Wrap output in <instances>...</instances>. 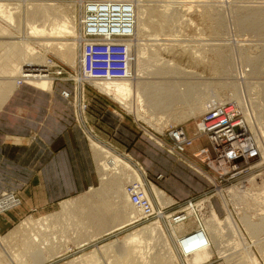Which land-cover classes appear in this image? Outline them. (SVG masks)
I'll return each mask as SVG.
<instances>
[{
  "label": "rangeland",
  "instance_id": "374dc122",
  "mask_svg": "<svg viewBox=\"0 0 264 264\" xmlns=\"http://www.w3.org/2000/svg\"><path fill=\"white\" fill-rule=\"evenodd\" d=\"M77 1L79 2L80 0H76L75 2ZM112 1L117 2L118 4L121 5L130 4L134 7V12L137 11L136 6L143 5L142 7L145 6L147 10L152 9L151 10L152 11L151 15L153 16V17L151 16L152 21L148 23L149 33L146 34L143 38H141L143 39L142 43L141 41H139V43L143 45L148 44L150 45V47H147L148 49L145 48L146 50L144 51V55H142L143 53L140 54L141 51L139 52L140 55H137L139 47L138 46L135 47L136 43H134L135 44L134 48H136L137 50L135 49L133 54H131L130 63L132 64L131 67H133V69H131L130 67V71H131L130 77L131 79H133V82L136 83L138 82V79L140 80L141 78L140 81L147 80V82L149 81L151 83L156 82L157 85L162 84L163 86H179L180 91L176 95H183L184 97L187 96L189 99L184 100L182 96L180 97V99L178 97V101H175V103L172 106V108H174L175 110L170 115V117H169L170 113L167 114L168 116L167 117L166 114L156 113V111L154 112L153 110L149 109V111H152L149 112V115L151 114L154 117L158 116V118L162 117V120L159 119L161 128H163V132H162V131H157L156 129H153V127H151L153 121H150L151 118L148 117L149 115L148 116L146 114L142 115L146 117L149 123H146L143 120L141 121L138 120L135 117V115L129 113V111L126 110L124 107H122L121 104L115 102L112 99V97H109L107 94L95 89L92 86L91 82H86L84 80L83 90L81 91L79 90L78 92L77 91L79 86L78 80L76 81V83L71 81L69 82L56 81L55 85L56 83L65 84L67 87H70L69 89L75 91V96L72 101V106L75 111L76 120L78 123H81L82 121H86L85 124L83 125L82 123V125L84 127L86 126L85 129L86 131H88L87 133L89 137L91 136L95 137V135L93 134L92 129L87 126L88 120L86 116V109L88 108V101L85 97V93L87 90L95 92L96 94L101 96L100 99L104 101L106 104L103 105V108L100 111L107 112V110H109L111 115H113L110 116L111 120L115 122H122L123 123L122 126L133 127L137 129L138 132L140 131L138 125L142 126V128H144V130L146 131L148 139L152 140L158 146H160V148H162L165 154H169V156H172L175 159L178 158L184 162L186 160H182L179 155H177L172 151V148H174V143L171 141L169 134L173 129L179 127H182L184 129V127L190 124H193V126L194 124H196L197 126L199 120L203 116L202 115L203 113H195V115L193 116L194 118L188 120L184 117L185 112L183 110L184 109L187 110L191 105H193V103L200 100H204L205 106L209 101H211L212 104L216 100H218L220 103L235 101L237 105L242 109V113L244 114V117L246 119L248 117L250 123L254 127L255 132L257 134V139L261 142L262 151L264 152V133L262 132L264 131L263 130L264 129L263 126L264 125V110H263L264 109L263 106L264 105V89H263L264 88V0H130V1L126 0L120 2L119 0H112ZM10 2L14 4L19 3L22 5H25L27 3L26 0H12ZM44 2H46V0H44ZM52 2L53 4H57V5H60V2L62 6L66 5L64 6V9H68L69 13L73 12L69 10L70 8L69 3H71V5L76 4L74 3V0H59L57 1V3L56 0L54 1L47 0V3L52 4ZM80 2H79V6H81ZM106 2H110V1L107 0ZM160 5L170 6L171 14L174 13V17H176V19L174 18V20L173 19L171 20L172 24L170 23L171 21L168 23L169 25L172 26L168 25L170 28L166 30L167 32L162 30L159 26L160 14L156 12L160 10L159 7H162ZM150 6L151 7L154 6V7L151 8ZM148 7H150V9H148ZM155 7H158L156 8V10L158 9L157 11L155 10L153 11ZM23 8L25 7L23 6ZM80 17H81V12L79 11L78 13L79 21H80ZM7 24L8 23H5L4 21L0 20V79L7 78L11 74V69H14L16 65H19V62L16 61L10 50L13 49L14 47L11 44L19 45V42L23 41L22 38L25 37L24 36L25 32L23 27H21V29L19 28V30L22 31L19 32V30L18 31L15 30L13 26L12 28L10 27L9 24L8 25ZM151 33L159 35L160 37L157 38L155 36H152L153 34ZM7 35H15L17 41L11 44H7L4 38V36ZM153 38L156 40H154ZM22 45L23 44H20L18 48L21 49L22 53L25 54V58H27V56H29L28 50L25 49ZM159 45L161 46L159 47ZM163 45H165V47L167 48L165 49ZM32 46L35 47V49L38 50V52L40 51V53L44 55V50L42 48H39V46L34 44ZM151 46L153 47L152 51L150 49ZM146 55H148L149 58ZM46 57L56 64L55 70L59 69L60 66L66 71H68L70 74L74 75V71H76V68L68 65L61 58L57 57L53 53H48ZM165 62L167 63L168 66L166 65ZM142 65L143 68H139ZM157 68H159V70L161 71L159 72ZM169 68L171 70L167 72ZM141 70L145 72V75ZM170 71L174 75H171L172 73L170 74ZM76 72L77 73L82 72L81 58H79L78 70ZM82 77H84L83 74ZM16 79L17 78L15 77L14 80ZM83 79H85V77ZM184 88L187 89L183 90ZM188 95H190V97ZM77 97H79L78 101H76ZM177 113L179 115L174 116ZM258 116L260 117V120L262 119V121L259 120ZM169 119L171 120L168 121ZM257 122L260 125L262 124L263 126L262 131H260L261 126L258 125L259 128L256 126ZM144 130L141 131V134L145 135ZM155 134L158 137H160L164 143L158 140L155 137ZM151 136L154 139H152ZM155 139L158 141H156ZM169 149L172 154L168 152ZM262 156L263 157L260 160V162L251 168L252 171H250L249 174L244 175L243 177L240 178H235L226 183L223 182V185L220 184L218 181L214 180V176L213 174H211L210 171L208 174L205 173V177H207V179L211 183V190L209 191L210 194H208V196H203L201 198L195 200L194 199L189 200L188 202L179 204L181 207L178 209L177 212L171 211V209L168 212L163 211L164 212L163 218H160V216H157L156 218L150 220H145L144 218H141L139 221L137 222L133 221L132 223H128L129 220L128 217H130L129 216L130 214H128L129 208L126 207L124 190L128 183L134 181L135 178L137 180L138 177L135 173L134 175L133 173L131 174V171H126V175L129 172V176L125 175L126 176L125 177L122 174L126 179L124 177L123 179L120 178L124 182L118 180V178L116 179L119 181L117 182L120 183L122 187L120 195L115 196L113 194L107 193L105 196L103 195V197H105L104 199L93 198L94 194H98L102 190V185H101L99 188L91 190L86 194L73 198L72 200H69L71 204L73 203L76 204L74 209L77 210L74 212V215H69L68 213H64V211L62 210V204L65 202H63L47 212H40L33 215L29 214L30 216L24 217L19 223H16L13 226V228H11L9 231L5 233L0 232V238L1 237L4 238V240H0V264H18L16 261V256L19 251L18 244L19 242H21V240L17 239L15 241L17 237V232L14 231L18 226H20L23 220L27 219L28 217H31V215L33 216L34 219H39L43 216H48V215H50V217H54L53 218L54 220L58 218L55 220V223H53L54 227L52 226L53 228H51L49 232L41 231L42 234L46 235V239H51L52 243L50 244L53 245L54 243V245L50 250H48L50 253L49 257L51 259L48 258L47 261L40 264H83V263H88L87 260L92 259L95 256L99 257L100 258L99 261L102 260L101 262L103 264H107L109 260L112 263H117L115 262V259L120 257V255L113 253L112 251L113 249H109L105 253L102 252V249H105L107 247L111 248L113 247V245L117 246V244L123 243L126 238L132 236V234L141 232L142 230H144L145 228L151 225H154L159 219H161L160 220L161 230L157 232L155 235H153L152 240L151 238L149 239L150 243L151 241L152 242L155 241V243H151L150 246L148 247L149 250L147 249L149 253L151 252L152 259L150 258V254L148 255L147 250H145L146 252L144 251L145 254L147 253L146 256L147 257L149 256V258L151 259L150 264H160V263L162 264L163 262H164L163 264H165L166 262L167 264H176V263L187 264L186 261L184 259H181V257L179 256V254L181 255L179 246L181 245L180 243L186 242L183 236L184 234H187L189 232L185 231L180 233V235L178 232V234L175 236L172 232L170 222L172 221L171 217L175 215L177 216L181 212L184 213V211H186L189 208L190 206L189 202H192V204L196 206L198 215L200 216L201 219L204 220H207L208 217L210 218L211 210L216 211L217 215L222 221L228 217V214L230 215L233 214L232 216L235 218V220H237V223L240 225L245 235L246 242L245 244H241V245L240 243L238 244L237 239L234 240L232 236L229 235L226 236V234H223L224 236L219 235L220 239L217 237L216 239L217 244L214 245L213 247V251H212L213 259L211 262L217 261L218 259H222L225 261L226 256L224 257V254L225 252H227L228 255L233 254L236 257L245 254L244 257L246 258L243 257V259H241V262L245 260L247 262L251 261L250 263H252L253 262L252 259H254L255 257L257 258L259 264H264V256L260 253V251L257 248V245L255 244L257 240L251 239L249 233H247L248 232L247 229L243 226L241 221V217L244 214H247L248 216L251 217L252 221H256V222L259 221L261 216L264 215V212L261 214V210H259L260 208H258L260 207L259 204H261L262 208H264L263 207L264 203H261L262 200L259 199L258 203L257 201L256 203L253 201L255 200V197L257 196L259 197V195H261L264 190V155ZM110 159H112L111 154L109 157H107L108 162L110 161ZM188 163H187L188 166L191 165L190 167L195 169V167L190 162ZM120 167L122 168L123 165L120 164ZM115 177H119V175ZM162 178H163L162 176H158L159 180H161ZM147 180H148L147 183H152L154 186L159 188L149 179ZM232 191L234 192V194H232L233 193ZM238 192L240 194H238ZM1 193H3L4 196L7 195V193L4 192ZM1 193H0V197H1ZM235 195L236 196L240 195L239 197L241 198H243L242 195L245 196L247 199V203L240 204V198L239 197L237 198ZM168 197L169 199H172L170 196ZM169 199L166 197V201ZM152 200H153V204L156 207L157 212L159 213V211L162 208L161 205L154 196H152ZM169 201L171 202L169 206L177 205L176 201H174L173 199ZM199 203L200 206L198 207L197 204ZM123 206L125 207V210ZM16 209H13L11 211H14ZM218 209H221L222 215ZM179 211L180 213H178ZM8 212L4 213L3 215L7 214ZM116 213L117 215L120 216L116 217L115 215ZM83 215H85L86 217H84ZM121 215L123 217H121ZM124 215L126 216L124 217ZM81 216L83 220L81 219ZM78 217L80 219H78ZM71 218L74 220H72ZM99 219L101 220L102 224L97 223ZM120 219L122 221H119ZM114 220H117V222L119 221L120 224L121 223L123 224L115 228V230L110 235H106L103 231L111 227H115V225L118 224L115 223L116 221ZM196 221H197L196 217H192L190 221L186 224L187 228L184 230H190L188 228L190 226H193V224H195ZM79 222H83L84 226L82 223ZM74 225L77 226L76 227L77 229L75 228ZM80 225H82L83 227L82 226H81L82 228L78 227ZM195 225H196L195 228L197 229V224ZM78 230H80L81 232ZM177 230H179V227H177ZM13 232L14 234L11 235V233ZM9 235L11 236L8 238ZM51 236H53V238L60 237L57 240H61V241H56L55 239H52ZM179 237L181 238V240L178 241L177 238ZM258 239H259L258 241L263 242L264 235ZM83 240L85 241L83 242ZM128 242L129 244L126 246L132 248V244H130L131 241ZM156 245L157 247L154 248ZM185 250L188 251V249ZM171 251L173 256H175L178 261L174 258L175 260L171 262L172 260L170 259ZM219 253H224V254L218 256ZM106 255H107L106 258L107 260L104 259ZM154 256H156V259L153 258ZM23 260H24V264H35L34 259L29 254L25 255Z\"/></svg>",
  "mask_w": 264,
  "mask_h": 264
},
{
  "label": "bare ground",
  "instance_id": "6f19581e",
  "mask_svg": "<svg viewBox=\"0 0 264 264\" xmlns=\"http://www.w3.org/2000/svg\"><path fill=\"white\" fill-rule=\"evenodd\" d=\"M10 1H12V0H0V20L4 21L5 23H8L10 25V27L13 26L14 29L17 31L19 30V28L21 29V27H23L24 32H25V35H24L25 37L22 38L23 41H20L19 45L23 44L22 46L28 50L29 56H27V58H25V54L22 53L21 49L18 48L19 45L11 44V43L17 41L15 35L4 36L6 43L14 46L13 49H10V50L12 52L13 57L16 59L17 62H19V65H16L14 67V69H11V74L7 78L0 79V108L6 102V100L10 97V95L13 93V91L17 87H19L23 84L32 86L36 89L50 91L53 88V85L55 84L56 81H61V82L71 81V82L76 83V81L78 80L79 81V86L77 89L78 92H79V90L80 91L83 90V81L84 80L86 82H91L92 86L95 89L99 90L100 92L107 94L109 97H112V99L115 102L121 104L122 107H124L126 110L129 111V113L135 115V117L138 120H140V121L143 120L146 123H149V121L146 119L145 116H142V115L146 114L148 116L149 112H152V111H149V109L153 110L154 112L156 111V113L166 114V116H167V114L170 113L169 114V117H170V115L175 110L174 108H172V106L175 103V101H178V97L180 99V97L182 96L184 98V100L189 99L187 96L184 97L183 95H176L180 91L179 86H163L162 84L157 85L156 82L151 83L149 81L147 82V80L146 81L145 80L140 81L141 80L140 77H139L140 80L137 78L138 82H136V83L133 82V79H131V77H129L127 79H122V80H108V81H104V82H98V81L91 80L90 78H86V77H85V79H83L84 78V77H82L83 73L82 72H79V73L76 72L78 70L79 58H81V60H82V53L80 52L82 50L81 44H83V42H84V39L82 36V28H84V26L82 25V23H83L82 20L84 18L83 16L87 13L88 5L86 6V4L87 3L93 4V3L106 2L107 0H80L81 2L80 1L79 2L81 3V6H79L78 1L75 2L76 0H74V3H76V4L71 5V3H69L70 4L69 10L73 11L71 13L68 12V9H64V6H66V5L62 6L61 2H60V5H57V4H53V2H52V4L47 3V0H46V2H44V0H42V1H40V0H26L27 3L25 5H22L19 3L14 4ZM57 1H59V0H56V3H57ZM108 1L111 2L112 0H108ZM120 1H126V0H119V2ZM112 2H114V1H112ZM58 4H59V2H58ZM11 6H14V7H11ZM23 6L25 8H23ZM122 6H127L126 8H128L132 12L133 22H134L133 28L130 31L131 37L129 38V40H127L128 41L127 46L129 49V53H130V55L133 54L134 50L136 49V48H134V45H135L134 43H136L135 47L136 46L139 47L137 55H140L142 53H143L142 55H144V51L146 49H148L147 47H150V45L141 44L143 42L142 41L143 39H141V38H143L146 34L149 33L148 23H150V21H152L151 20V18L153 17L151 15L152 9L147 10V8L145 6H144L145 8L142 7L143 6L142 5V6H136L137 11L134 12V7L132 5L123 4ZM160 6H162V5H160ZM150 7H148V9H150ZM152 7H154V6H152ZM158 7H155L153 9V11L154 10L157 11L158 9L156 10V8H158ZM159 9L160 10H158V11H160V12H158V11L156 12V13L160 14L159 26L162 30L166 31L170 28L169 26H172V25H169L168 23L172 19L173 20H174V18L176 19V17H174V13L171 14L170 6L163 5L162 7H159ZM79 11L81 12L80 21L78 19ZM252 15H254V14H252ZM177 17H178V15H177ZM80 22H81V24H80ZM170 23L172 24V21ZM20 31L21 30H19V32ZM151 34H153V33H151ZM152 36H155L157 38L160 37L159 35H156V34H153ZM21 37H22V35H21ZM67 40H69V41H67ZM154 40H156V39H154ZM139 41H141V43H139ZM154 43H155V41H154ZM33 44L39 46V48H42L44 50V55H42L40 53V51L38 52V50H36L35 47L32 46ZM145 45H148V46H145ZM160 46L161 45H159V47ZM163 46L165 47V45H163ZM152 48L153 47L151 46V48H150L151 51H152ZM166 48L167 47H165V49ZM162 50H164V49H162ZM79 52L81 53V56H80ZM139 52H140V54H139ZM48 53H53L57 57L61 58L68 65L76 68V71H74V75L70 74L68 71H66L65 69H63L60 66H59V69L55 70L56 64L46 57V55ZM146 56H148V55H146ZM148 58H149V56H148ZM248 60H249V58H248ZM161 61H163V60H161ZM133 63H134V61H133ZM166 65H167V63H166ZM131 66H132V64L130 63V67ZM138 66H139V64H138ZM139 68H143V65ZM131 69H133V67H131ZM157 69L159 70V68H157ZM169 70H171V69L169 68L167 70V72ZM160 71L161 70H159V72ZM137 73H138V71H137ZM143 73L145 75V72H143ZM171 73L172 72L170 71V74ZM173 73H174V70H173ZM173 73L171 75H174ZM255 73H256V71H255ZM139 75H141V74H139ZM152 75H153V73H152ZM15 77L17 78L16 80H14ZM169 82H171V81H169ZM172 83H173V81H172ZM178 85H180V84H178ZM181 86H182V84H181ZM187 88H184L183 90H185ZM212 89H214V88H212ZM211 91H213V90H211ZM74 94H75V91H74ZM188 96L190 97V95H188ZM64 98L70 99V97H65V96H64ZM215 103H220V102L218 100H216ZM222 103H224V102H222ZM211 105H212L211 101L207 102L206 106H205L204 100L196 101L187 110L186 109L183 110L185 112L184 117L189 120V119L194 118L193 116L195 115V113H203L202 115H205L206 112L210 110ZM207 106H208V108H207ZM177 115H179V114L177 113L174 116H177ZM148 117L151 118L150 121H153L151 127H153V129H156L157 131L163 132V128H161V124H160V120H159V119L162 120V117L161 118H158V116L154 117L151 114ZM244 119H245L244 120L245 125L247 126L250 133L252 134V136L255 139V142H256L255 144L259 148L260 154L264 155V152L262 151V147H261V142L257 139V134L255 132L254 127L250 123L248 117H247V119L246 118H244ZM170 120L171 119H169L168 121H170ZM259 120H260V117H259ZM260 121H262V119ZM259 123H262V122H259ZM258 125L261 126L260 131H262V127L264 125L262 126V124L260 125L257 122L256 126L259 128ZM202 126H203V123L201 122V119H200L199 123L196 126V134L197 133L199 134L198 128H200ZM179 128H181L184 131L185 135L188 138H190L187 135L185 129H183L182 127H179ZM176 129H178V128H176ZM262 132L264 133V131H262ZM199 137H207V136L204 134H202V135L199 134ZM151 138L154 139L152 136H151ZM91 140L93 142V148L97 152V154H99V156H100V154H104V155L107 154L105 156H108V157L110 156V154H111V156L114 155V156H112L110 164L116 165V167L114 166L115 170H113L111 172L110 168L108 167L110 164L107 165V167H106L105 162H104V164L102 165L103 167L101 168L102 190L100 191V193L94 194L93 198L104 199L105 197H103V195L105 196L107 193L113 194L115 196L120 195L122 187H121V184L118 183L119 182L118 180L123 179V177L126 175V171H131V174L135 173L137 175L138 181L135 178L134 181L127 184V186L124 190L126 207L129 208L128 214H130L129 215L130 217H128V215H127V217L129 218L128 223H132L133 221L137 222L141 218H144L145 220L154 219L157 216H160V218H163L164 217L163 211L168 212L170 209H172L174 207V206H169V204H171V202L169 200H172V199H169L168 195L164 191L160 190L159 188L154 186L152 183H147L148 180L146 177H144L145 173H143V170H141V168L137 164L133 163L131 158L124 157L120 154H114V153H116V151H114V153H110L107 151L106 147L104 145H102L99 141H97L93 137H91ZM156 141H158V140H156ZM175 145H176V143H175ZM172 151L176 154H181L180 152L176 151L174 148H172ZM168 152L171 153L170 149ZM262 155H261V157H263ZM184 162H187V161H184ZM114 163H117V164H114ZM258 163H254L253 165H251V166L249 165V166L252 168L253 166L257 165ZM120 164L123 165L122 168L119 166ZM116 168H119L120 170L116 169ZM118 175H119V177H115ZM127 175L129 176V172L127 173ZM117 178H118V180H116ZM121 181H123V180H121ZM132 183H137L141 186V188H142L141 191L149 199V202H150L151 206L153 207L155 215L158 214L157 216H155L153 218H145L146 217L145 214L140 209H137L134 206V204L132 202V197L127 192L128 185L132 184ZM3 192L7 193V197L13 195L16 198H18L16 192L7 191V190H5ZM232 194H234V192ZM238 194H240V193L238 192ZM3 196H4L3 193H1L0 201H1V198ZM152 196H154L158 200L161 207L165 210H163L161 208L159 213L157 212L156 207L153 204ZM239 196L237 195L236 197L238 198ZM166 197L169 200L166 201ZM242 197L243 198L239 197L240 198V204L241 203L242 204L247 203L246 197L243 195H242ZM8 199H10V197ZM259 199L262 200L261 203H264V190H263V193L261 195H259V197L258 196L255 197V200H253V201L255 203L257 201V203H258ZM189 205H190L189 208L186 211H184V213L183 212L180 213V211H179L178 212V213H180L179 215H177V216L175 215V216L171 217L172 221L170 222L172 232L176 236L178 234V232H179V235L182 232H185V231L188 232L187 230H184V229L187 228L186 224L190 221V219L192 217H196V219H197V221L195 223V224H197L196 230L201 231V236H197L195 238H192L191 241L189 240L185 243H180L181 245L179 244L180 245L179 248L181 251V255L179 254V256L181 257V259H184L187 264H211V263L214 264L215 263L214 261L211 262L213 259L212 251H213L214 245L217 244L216 239H217V237L219 238V235L226 234V236L227 235L232 236L234 238V240L237 239L238 244L239 243H240V245L245 244V242H246L245 235H244L240 225L237 223V220H235V218L232 216L233 215L232 213H231L232 215L228 214V217L222 221L219 218V216L217 215L216 211L211 210L210 218L208 217L209 219L207 218V220H204V219H201L200 216L198 215V211L196 209V206L194 204H192V202H189ZM20 206H21L20 199L18 200V203H13L11 201V202H7V204L4 206L0 202V215H3L4 213L11 211L13 209H16ZM75 206H76V204H74V203L71 204L68 201V202H65L62 204V210L64 211V213H68L69 215H74V212L77 210V209L76 210L74 209ZM197 206L199 207L200 203L197 204ZM259 206L260 207H258V208H260L259 210H261V214H262L264 212V208H262L261 204H259ZM124 210H125V207H124ZM257 211H258V209H257ZM72 212H73V214H72ZM123 213H125V212H123ZM115 215H116V217L120 216V215H117V213ZM83 216L86 217L85 215H83ZM125 216L126 215H124V217ZM95 217H96V215H95ZM121 217H123V216L121 215ZM176 217H178V218H176ZM53 218L54 217H50V215H48V216H43L39 219H34V218L25 219L20 224V226H18L16 228V230L14 231V232H17V237H16L15 241L17 239L21 240V242H19V244H18L19 251H18V254L16 256V261L18 264H24L23 258L27 254H29L34 259L35 264L43 263V262L47 261L48 258H50L49 257L50 253L48 250H50L52 248L54 243H53V245H51L50 244V243H52L51 239H46V235L42 234L41 231L49 232V230L54 227L53 223H55V220L58 218H56L55 220ZM202 218H204V217H202ZM66 219H67V217H66ZM78 219H80V218L78 217ZM81 219H82V216H81ZM72 220H74V219H72ZM160 220L161 219H159L154 225H151V226L145 228L141 232H138L136 234H132V236L126 238L124 242L122 241L123 243L117 244V246L113 245V247H111V248H108V247L105 249L101 248L103 253H105L109 249H113L112 250L113 253L120 255V257H118L119 259L116 258L117 255L115 256V258H116L115 262H117V263H112L109 260L107 264H150V260L152 258H151V252L149 253V251H148L149 250L148 247L150 246L151 243H155V241L153 240L154 242L151 241V243H150L149 239L151 238V240H152L153 235H155L157 232H159L161 230ZM65 221H68V220H65ZM114 221H116L115 223H118V224H116L115 227H111V228L103 231L106 235H110L115 230V228H117V227L121 226V224H123V223H121V224L119 223V221H122L121 219L118 222H117V220H114ZM201 221H204V222H201ZM241 221H242L243 226L247 229V231H248L247 233H249L251 239L257 240L255 242V244L257 245V248L260 251V253L264 256V243H263L264 241L263 242L258 241L259 240L258 238H261V236L264 235V215L261 216L259 221L256 222V221H252L250 216H248L247 214H244L241 217ZM69 222H71V221H69ZM59 223H60V221H59ZM79 223H82L84 226L83 222H79ZM97 223L102 224L100 219L97 221ZM195 224H193V225H195ZM87 225H89V224H87ZM81 226L82 225H80L78 227H81ZM76 227L77 226H75V228ZM86 227H88V226H86ZM177 227H179V230H177ZM87 229H89V228H87ZM82 230H84V229H82ZM196 230H194V231H196ZM78 231H80V230H78ZM194 231H191L187 234H184L183 237L186 238L187 236H190L191 234H193ZM14 232L11 233V235L14 234ZM11 235H9L8 238ZM81 236H83V235H81ZM101 236H102V233H101ZM51 237H52V239H55L56 241H61V240H57L60 237H56V238H53V236H51ZM64 238H66V237H64ZM82 238H85V237H82ZM94 239H95V236H94ZM0 240H4V238L1 237ZM85 240H87V239H85ZM85 240H83V242ZM177 240L179 241V240H181V238L179 237V238H177ZM88 241H89V239H88ZM128 241H131L130 244H132V248L129 246H126L129 244ZM87 242H86V244H87ZM220 244H222V243H220ZM55 245H56V243H55ZM156 247H157V245L154 248H156ZM185 249H188V251H186ZM145 250H147L148 255L150 254L151 259L149 258V256L148 257L146 256L147 253L145 254V252H146ZM151 251H152V249H151ZM51 252H52V250H51ZM226 253L227 252H225V254L224 253L218 254V256L223 255V254H224V257L226 256L225 261L222 259H219V260L224 261L226 264H249L251 262V261H248L249 262L248 263L245 260H243L241 262V259H243L245 254L244 255L242 254V255H239L238 257H236L233 254L228 255V253H227V255H226ZM251 254H253V253H251ZM106 258H107V255H106V257H104V259H106ZM153 258L156 259V256H154ZM174 258L176 259V257L173 256L172 251H171V256H170V259H172L171 262H173L175 260ZM244 258H246V257H244ZM251 258H252V255H251ZM148 259H149V261H148ZM99 260H100V258L95 256L92 259H88L87 260L88 263H83V264H89L90 262L92 264H101L102 260L101 261H99ZM252 260H253V262L250 264H259L257 258L254 257V259H252ZM165 264H167V262ZM176 264H179V263H176Z\"/></svg>",
  "mask_w": 264,
  "mask_h": 264
},
{
  "label": "crops",
  "instance_id": "0c3cea01",
  "mask_svg": "<svg viewBox=\"0 0 264 264\" xmlns=\"http://www.w3.org/2000/svg\"><path fill=\"white\" fill-rule=\"evenodd\" d=\"M69 88L56 83L50 91H45L21 85L0 108V193L16 192L21 201L18 209L0 216L1 233L29 214L47 212L101 186L102 165L105 162L107 167L111 159L108 162L107 154H97L91 137L108 152L116 151L114 154L131 158L143 170L144 177L176 201L171 211L177 212L179 204L201 198L211 190V183L205 177L209 169L195 156L209 143L207 137H196V124L184 127L187 135L195 138L193 146L177 154L194 169L187 162L165 154L148 139L142 126L137 124L138 132L111 120L113 115L109 110L100 111L106 104L101 96L87 90V126L95 135L89 137L83 126L86 121L76 120L72 106L75 94ZM64 91L70 93V99L64 98ZM142 129L145 135L141 134ZM155 137L164 143L156 134ZM202 154V158L208 155ZM114 166H108L111 172ZM158 176L163 178L159 180ZM218 210L222 215L221 209ZM32 215L27 219L33 218ZM195 227L190 226L187 231H194Z\"/></svg>",
  "mask_w": 264,
  "mask_h": 264
},
{
  "label": "built area",
  "instance_id": "2783aa9c",
  "mask_svg": "<svg viewBox=\"0 0 264 264\" xmlns=\"http://www.w3.org/2000/svg\"><path fill=\"white\" fill-rule=\"evenodd\" d=\"M87 5V13L82 20L83 76L98 82L129 78L131 55L127 40L131 37L130 31L134 23L132 12L126 8L127 6L117 2ZM62 95L70 97L67 91L62 92ZM244 118L242 109L235 101L213 102L210 110L201 117L203 126L198 128V131L200 135L207 136L209 146L199 150L195 156L206 165L214 180L222 185L223 182L249 174L252 171L250 166L262 158ZM199 134L197 133L196 137H199ZM169 137L174 143V149L180 153L193 146L195 139L188 138L181 128L173 129ZM204 152L208 154L206 158H202ZM141 189L139 184L132 183L128 185L127 192L131 195L134 206L145 214V218H153L158 214L155 215L149 199ZM208 194L210 193L207 192L204 196ZM6 197L7 195L1 198L3 206L11 201L18 203L19 199L15 196H9L10 199ZM197 236H201V231H194L185 238V241ZM219 261V259L214 261V264H226L222 260Z\"/></svg>",
  "mask_w": 264,
  "mask_h": 264
}]
</instances>
